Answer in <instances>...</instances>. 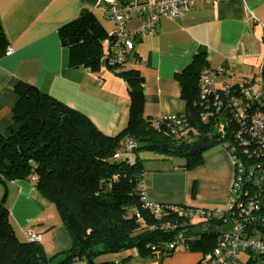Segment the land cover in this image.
<instances>
[{"label":"crops","instance_id":"0c3cea01","mask_svg":"<svg viewBox=\"0 0 264 264\" xmlns=\"http://www.w3.org/2000/svg\"><path fill=\"white\" fill-rule=\"evenodd\" d=\"M84 10L95 15L108 35L113 22L105 16L101 0H0L1 27L13 49L9 56H0V136L8 134L18 81L85 114L105 135L117 134L128 122L129 90L119 72L138 71L143 116L153 121L165 114H185L176 74L200 52L205 53L207 67L220 70L216 87L242 78L264 82L263 0H195L174 19L160 18L154 31L139 34L123 66L108 67L102 62L95 72L69 65L68 48L58 34L60 27ZM141 21L134 13L127 26L137 30ZM105 38L101 41L103 51ZM214 145L202 152L201 163L193 168H184L181 157L150 151L138 154L143 158L141 189L145 201L223 207L233 164L227 150ZM0 201L20 241H26L25 230L33 228L42 234L40 243L48 255L68 248L70 235L63 229L54 204L38 195L31 180L0 182ZM112 256L133 264H197L202 252L177 249L168 255L143 256L132 248L99 256L98 260H111ZM71 264L85 263L76 260Z\"/></svg>","mask_w":264,"mask_h":264},{"label":"trees","instance_id":"16d2710c","mask_svg":"<svg viewBox=\"0 0 264 264\" xmlns=\"http://www.w3.org/2000/svg\"><path fill=\"white\" fill-rule=\"evenodd\" d=\"M58 34L68 48L70 66L82 65L94 72L99 69L104 62L101 41L107 35L91 11H82L60 27ZM6 46L0 23V56ZM204 67L205 53L200 52L176 74L186 103L184 115L194 137L191 143L172 137L164 124L143 116L142 77L136 69L119 72L129 90L128 122L115 135L103 134L85 114L18 81L8 134L0 136V182L31 180L38 195L54 204L71 244L48 255L40 242L20 241L0 201V264H71L76 260L85 264H116L118 260L125 264L129 261L98 257L132 248L143 256L172 253L164 244L175 231L149 228L157 225V220L143 202V158L136 156L129 161L125 153L144 150L181 157L184 168H193L201 163L204 151L190 153L193 144H220L222 139L206 135L208 126L199 120V79ZM124 136L134 139L132 150H126ZM161 220L181 223L178 229L184 233L193 229L183 216L171 214ZM212 237L202 235L191 241L189 250L200 249L203 254L212 247Z\"/></svg>","mask_w":264,"mask_h":264},{"label":"built area","instance_id":"2783aa9c","mask_svg":"<svg viewBox=\"0 0 264 264\" xmlns=\"http://www.w3.org/2000/svg\"><path fill=\"white\" fill-rule=\"evenodd\" d=\"M195 0H101L105 16L113 28L105 38L102 60L114 68L124 65L141 33L155 30L160 18L174 19L187 10ZM216 1V0H205ZM264 1V0H263ZM139 14L141 25L132 30L127 26L133 14ZM13 52L7 45L1 56ZM219 69L204 67L199 79V120L208 126L206 135L220 137L233 164L227 204L223 209H208L185 204H161L145 201L157 225L149 226L175 231L165 249H189L200 235L184 233L181 223L161 220L163 216H183L193 227L212 224L223 227L231 224L228 233L214 232L212 247L202 254L197 264H264V82L242 78L234 84L216 87ZM159 123L168 128L172 137L191 143L194 137L189 122L182 113L162 115ZM193 133L198 134L195 130ZM126 150L135 147L133 138L123 139ZM27 241L40 242L42 234L33 228L25 230ZM165 251H163L164 253ZM116 264H120L116 261ZM125 264H133L127 262Z\"/></svg>","mask_w":264,"mask_h":264},{"label":"water","instance_id":"95a60500","mask_svg":"<svg viewBox=\"0 0 264 264\" xmlns=\"http://www.w3.org/2000/svg\"><path fill=\"white\" fill-rule=\"evenodd\" d=\"M216 137V136H215ZM214 145L213 141H208V142H197L195 144H193L190 148V153H195V152H199L202 150H205L209 147H212ZM231 230V224L228 223L227 225L223 226V227H214V225L212 224H205V225H198L193 227L192 229V233L195 235H205V234H209V233H214V232H224V233H228Z\"/></svg>","mask_w":264,"mask_h":264},{"label":"rangeland","instance_id":"374dc122","mask_svg":"<svg viewBox=\"0 0 264 264\" xmlns=\"http://www.w3.org/2000/svg\"><path fill=\"white\" fill-rule=\"evenodd\" d=\"M216 145H218V144H215L214 146H216ZM144 150H134V151H126V153H125V155H126V157L128 158V160L129 161H132L136 156H138V154H140V153H142ZM231 181H232V179H231ZM231 184V183H230ZM226 204H227V200L225 201V204H223V207H221L220 209H223V208H225L226 207ZM215 209V208H214ZM63 229H65L64 228V226H63ZM56 236V235H55ZM70 244H71V241H70V243H69V245H68V247L70 246ZM200 250V249H199ZM199 250H194V252H199L200 253V251ZM56 251H52V253H50V254H54ZM118 254H120V253H118ZM108 257H110V256H108ZM118 258V257H117ZM117 258H115L114 256H112L111 257V260H113V261H115V260H117Z\"/></svg>","mask_w":264,"mask_h":264}]
</instances>
